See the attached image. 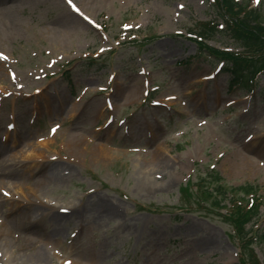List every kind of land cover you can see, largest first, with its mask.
Returning a JSON list of instances; mask_svg holds the SVG:
<instances>
[{
  "label": "rangeland",
  "instance_id": "1",
  "mask_svg": "<svg viewBox=\"0 0 264 264\" xmlns=\"http://www.w3.org/2000/svg\"><path fill=\"white\" fill-rule=\"evenodd\" d=\"M57 4L0 0V158L17 172L0 176V232L17 243L0 264H33L36 247L43 264H242L216 187L255 194L264 230V72L250 92L198 57L199 25H224L214 0ZM103 201L120 215L100 230ZM42 203L77 214L28 223Z\"/></svg>",
  "mask_w": 264,
  "mask_h": 264
},
{
  "label": "trees",
  "instance_id": "2",
  "mask_svg": "<svg viewBox=\"0 0 264 264\" xmlns=\"http://www.w3.org/2000/svg\"><path fill=\"white\" fill-rule=\"evenodd\" d=\"M216 2L220 15L225 20L226 29L219 31L216 27L211 28L210 25H205L200 30L201 37L213 39L217 34L228 35L238 47L245 50L244 56L238 57L235 55L221 54L202 44H199V50L200 52L207 50L211 54H214L215 58H220L223 55L224 58L231 61L236 66L235 69L233 67L230 68L231 73L235 76L236 80H241L242 87L246 86L248 88L249 84L247 82L249 80L247 74H257L264 70V15L261 11L249 9L250 2L248 0H216ZM206 27L209 29H205ZM238 59L246 62L238 66L235 64ZM210 175L212 176L211 173ZM219 180V177L216 176V181ZM218 189L222 190L221 187ZM233 191L234 189H232V193ZM238 202H241V204ZM243 202L245 201L243 200ZM245 204L243 205L239 199L233 200V208L229 214L244 251L251 244V240L264 244V232H254L253 227L248 231L246 230L247 226L253 223L254 219L258 217V206L249 207L247 202ZM252 253L253 251L251 255ZM241 261L246 263L244 255Z\"/></svg>",
  "mask_w": 264,
  "mask_h": 264
},
{
  "label": "bare ground",
  "instance_id": "3",
  "mask_svg": "<svg viewBox=\"0 0 264 264\" xmlns=\"http://www.w3.org/2000/svg\"><path fill=\"white\" fill-rule=\"evenodd\" d=\"M29 1H36L37 0H29ZM97 0H72V4H74L76 6V8L79 9V13H85L86 8L91 5L94 4ZM102 2H105L107 0H99ZM51 4L56 5V3L59 4L60 8L62 7H67L70 8V10H73V7L69 4V2L67 0H50ZM87 3V4H86ZM57 4V5H58ZM72 8V9H71ZM8 19L7 17H0V24H4L5 26H8ZM10 21V20H9ZM10 23V22H9ZM12 26V25H9ZM15 26V25H13ZM19 120V119H18ZM17 119H15V122H18ZM19 123V122H18ZM14 127H16L17 125L15 123H13ZM10 128V127H9ZM8 128V129H9ZM261 148L264 149V144H261ZM3 162H0V176L2 175H12L15 176L16 175V170L15 168H11L10 166H8L6 160H1ZM63 170L60 171L59 168H54L50 174H52V180H58L60 179V174H62ZM6 182L4 180H0V184H5ZM59 208H57V206L52 205L50 203H42L41 207L38 208L36 210V212L34 213V216L30 217V219L28 220V223H32L34 221V223H36L37 221L43 220L44 218H47L48 213H53L51 214V217H53V219L56 218H63L66 220H69L68 218L70 217H75V215L77 214V212H73L72 214L68 213L69 215H67V217H65L66 215L58 213ZM97 215L96 216H91L89 217V219H94L96 217L95 224L99 227L100 230L103 229V223H105V217H117L120 215L119 211H118V207L117 206H113V204L110 202H106L103 201V203L100 204V207L97 209ZM61 214V215H59ZM99 216V217H98ZM85 218V216L82 213H79L78 219L81 221H83V219ZM87 219V218H86ZM87 219V220H89ZM51 220V218H50ZM59 235L57 233H55L52 236H49V238H53V237H58ZM20 244V242H19ZM18 244V245H19ZM210 244V243H208ZM204 245V244H203ZM202 245V248L204 247ZM15 246H17V243H15V241L12 238L11 234H7L4 231L0 232V248H5V249H11L14 248ZM36 247V246H35ZM205 248V247H204ZM38 254L36 255V257L33 260V264H43L46 263L47 258H48V253L47 251H45L46 249L42 248V247H36L35 249Z\"/></svg>",
  "mask_w": 264,
  "mask_h": 264
},
{
  "label": "snow or ice",
  "instance_id": "4",
  "mask_svg": "<svg viewBox=\"0 0 264 264\" xmlns=\"http://www.w3.org/2000/svg\"><path fill=\"white\" fill-rule=\"evenodd\" d=\"M68 2H69V4L74 8V10H76L77 12H79V9L78 8H76V6L74 5V4H72V0H68ZM201 2H203V0H201ZM256 2L257 3H259V0H256ZM180 7L182 8L183 7V5H180ZM81 15H82V13H81ZM85 19H88L87 17H84ZM10 127H11V125H10ZM55 130L56 129H53L52 131L53 132H55ZM249 139H251V137H249ZM62 211H67V209H62ZM73 235H75V233H73Z\"/></svg>",
  "mask_w": 264,
  "mask_h": 264
}]
</instances>
